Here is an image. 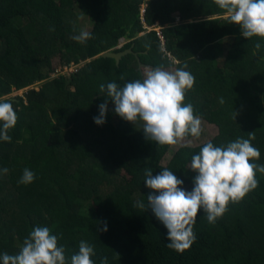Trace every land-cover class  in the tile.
I'll return each mask as SVG.
<instances>
[{
  "label": "trees",
  "instance_id": "1",
  "mask_svg": "<svg viewBox=\"0 0 264 264\" xmlns=\"http://www.w3.org/2000/svg\"><path fill=\"white\" fill-rule=\"evenodd\" d=\"M79 12L95 21L85 42L72 38L80 34ZM131 48L135 54L119 65L102 57ZM185 64L195 82L184 103L218 128L211 142L222 146L254 132L260 158L253 162L264 165V38H244L214 0H0V98L18 116L11 142L0 140V169H8L0 173V256L17 254L40 226L57 235L69 264L81 240L93 247V264L103 257L107 264H264V174L257 171L258 187L229 203L214 224L201 210L195 242L178 253L166 247L167 229L151 209L134 205H147L145 169L155 176L167 168L191 191V157L203 145L181 147L165 166L173 145L148 140L139 121L113 110L102 125L94 122L101 103L115 108L101 84L123 86L142 79L144 67ZM39 83L24 98H8ZM25 168L35 178L21 185Z\"/></svg>",
  "mask_w": 264,
  "mask_h": 264
},
{
  "label": "clouds",
  "instance_id": "2",
  "mask_svg": "<svg viewBox=\"0 0 264 264\" xmlns=\"http://www.w3.org/2000/svg\"><path fill=\"white\" fill-rule=\"evenodd\" d=\"M223 10L224 18L240 26L246 38H264V0H214ZM77 42L92 38L88 31L72 37ZM256 50L261 48L255 43ZM169 71L161 67H148L142 79L126 82L123 86L115 82L100 85V92L114 103L115 113L123 120L136 124L142 122V130L148 140L160 145H175L187 137H199L202 119L194 113L191 103H184L185 94L191 90L195 78L184 69ZM123 79V77H121ZM223 104V99L220 100ZM107 102L99 105V116L94 117L97 125L105 123ZM237 113L234 112V119ZM18 120L11 100L0 98V140L11 142L8 135ZM254 132L247 139L237 138L222 146L206 142L198 154L191 157L189 169L196 173L191 191L185 190L184 181L173 171L164 168L153 176L145 169V185L151 191L146 196L147 205L137 201L134 207L151 209L158 221L167 229L166 247L178 253L188 250L196 240L193 226L202 210L209 224H214L228 210L229 203H239L250 191L258 187L257 171L264 174V165L253 161L260 158V151L251 143ZM7 168L0 169L6 174ZM35 174L28 168L18 180L27 185L34 181ZM107 231L105 226L103 229ZM93 247L81 240L78 253L70 258V264H93ZM0 264H69L65 249L58 246V237L48 227H35L23 240L19 252L0 256ZM107 264V257L101 258Z\"/></svg>",
  "mask_w": 264,
  "mask_h": 264
},
{
  "label": "rangeland",
  "instance_id": "3",
  "mask_svg": "<svg viewBox=\"0 0 264 264\" xmlns=\"http://www.w3.org/2000/svg\"><path fill=\"white\" fill-rule=\"evenodd\" d=\"M78 13V11H77ZM95 21L90 19V18H86L83 17L81 12H79V16L77 18V22L75 24L77 30L81 33V31H88L91 32L93 27H94ZM156 31H160V27H158V25L155 26L154 28ZM127 42L125 40H122L121 45H125ZM87 62L82 63L79 66H73L71 68H69L68 70L65 68L64 73L67 74H71L72 72L77 73V71L79 69H81L82 67H84L86 65ZM61 61L60 58H55L54 59V67L56 69H60L61 66ZM143 70H146V68L144 67ZM54 78H56L57 76L54 75ZM41 87V84H36L31 86L30 88L27 89H23L20 91H14V93L10 96H8V98H24L26 93L31 90V89H39ZM114 108L113 106L109 105L107 107V113L113 111ZM139 128H142V122L139 121ZM202 131H201V135L197 138L194 137L193 140L189 141V142H185L184 140L181 142H178L177 144L173 145V147L171 148L170 152L168 153V155L166 156L163 165H168V163L170 162V160L173 158L174 154L183 146H187V147H199L204 145L206 142L211 141L217 134H218V128L212 124L207 123L206 121L202 120Z\"/></svg>",
  "mask_w": 264,
  "mask_h": 264
},
{
  "label": "water",
  "instance_id": "4",
  "mask_svg": "<svg viewBox=\"0 0 264 264\" xmlns=\"http://www.w3.org/2000/svg\"><path fill=\"white\" fill-rule=\"evenodd\" d=\"M129 54H135V51L133 50V48L128 49V50L123 51V52L108 51V52H105L104 54H102V57L113 58L117 61L118 65H119L121 63V61L123 60V58L128 56ZM141 67H143L142 64H141Z\"/></svg>",
  "mask_w": 264,
  "mask_h": 264
},
{
  "label": "built area",
  "instance_id": "5",
  "mask_svg": "<svg viewBox=\"0 0 264 264\" xmlns=\"http://www.w3.org/2000/svg\"><path fill=\"white\" fill-rule=\"evenodd\" d=\"M151 30H152V28H150ZM155 30V29H154ZM158 33H159V35L161 36V33H160V31H158ZM124 45H122V46H120V47H123ZM66 69L68 70L69 68L68 67H66Z\"/></svg>",
  "mask_w": 264,
  "mask_h": 264
}]
</instances>
